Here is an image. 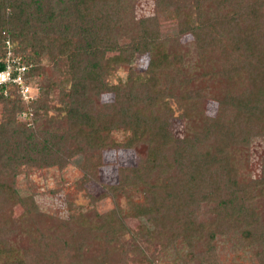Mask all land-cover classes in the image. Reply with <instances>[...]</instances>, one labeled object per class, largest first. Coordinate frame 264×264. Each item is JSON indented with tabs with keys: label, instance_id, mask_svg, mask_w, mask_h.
I'll list each match as a JSON object with an SVG mask.
<instances>
[{
	"label": "trees",
	"instance_id": "obj_1",
	"mask_svg": "<svg viewBox=\"0 0 264 264\" xmlns=\"http://www.w3.org/2000/svg\"><path fill=\"white\" fill-rule=\"evenodd\" d=\"M134 1L0 0V57L11 44L15 54H24L28 73L36 77L42 71L41 58L47 56L61 64L66 86L61 87L54 106L62 129L46 127L36 115L32 127L16 122L15 114L21 110L15 101L2 112L0 205L2 201L19 204L21 220L26 217L30 225L21 232L22 241L6 242L0 264H109L112 243L125 230L117 198L137 186L143 200L136 203L129 198L126 214L145 218L153 226V232L146 235L162 244V255H175L174 261L180 256L175 241L181 238L192 247L201 239L200 233H184L185 217L201 201L214 205L218 219L238 223L244 237L253 235L262 224L264 237V220L252 203L264 198V163L261 178L241 186L236 181L238 167L228 151L231 144L246 147L252 136L259 137L252 132L256 127L252 119L260 122L264 136V0H154L153 13L139 19L131 15ZM226 8V13L219 14ZM160 20L176 23L175 37L161 38ZM115 27L130 33L132 42L118 44ZM185 37L198 52L218 46L219 56L214 58L220 66L215 74L233 84L234 91L219 100L208 99L216 105L214 117L200 110L205 93L186 91L178 103L183 110L179 118L186 126L184 136L177 139L169 128L170 107L160 103L173 94L172 87L156 75L169 72L179 77L184 65L178 49L167 52L156 47L165 42L174 47ZM145 53L149 56L146 71L150 78L145 86L150 99L138 105L126 99L132 91L129 80L124 82L129 85L126 100L124 84L109 81L120 61L131 63ZM5 67L0 61V71ZM12 86L0 87L1 103L9 97L3 90L10 92ZM41 107L50 108L46 101ZM225 110L235 112L233 122ZM114 125L131 136L125 147L104 145L107 153L121 154L138 144L148 147L146 159L138 166L116 165V185L104 184L103 196L112 199L114 209L90 217L82 210L74 213L69 205L68 220H57L45 228L37 223L33 219L37 205L31 197L18 195L16 176L26 167L62 170L73 156L82 155L80 169L87 179L90 175L98 179L95 169L100 156L96 153L105 139L101 133ZM1 227L10 234L16 230L15 222L4 221L2 213Z\"/></svg>",
	"mask_w": 264,
	"mask_h": 264
},
{
	"label": "rangeland",
	"instance_id": "obj_2",
	"mask_svg": "<svg viewBox=\"0 0 264 264\" xmlns=\"http://www.w3.org/2000/svg\"><path fill=\"white\" fill-rule=\"evenodd\" d=\"M227 10V8L222 9L219 14H224ZM153 11L154 0H135L131 15L135 19H139L150 16ZM159 22L158 30H160L161 38L175 37L178 28L175 22L171 24L163 20ZM113 33L118 44L132 42V35L125 32L124 29L120 30L115 27ZM189 39V37L180 39L174 47L170 45L171 42H165L160 47H156L159 51L166 48L167 52L170 51L169 49H178L184 65L183 73L179 77L169 72L156 75V78L162 84H170V88L172 87L173 94L170 97H164L160 103H167L170 107L169 128L172 135L177 139L184 136L186 126L185 120L179 118L183 110L178 104L180 97L183 98L186 91L197 89L205 93L200 110L203 115L214 117L218 114L216 105L210 103L211 101L208 99H222L224 94L233 90V84L225 81L219 74H215L219 72L218 66H220L217 65L216 58H214L219 56L218 46L209 48V51L202 49L201 52H198L194 42H190ZM214 49L216 51L210 52ZM23 56L24 54H15L10 44L8 47L6 46L5 55L0 57V61L8 64L10 69L19 68L21 75L20 87L12 86L10 92L7 91V88L3 90L4 95L8 94L9 97L5 102H0V121L3 110L6 107L9 109L10 103L15 101L16 106L21 110L15 114L16 122L31 126L34 122L33 117L36 115L46 127L62 129L61 118L54 108L58 103L61 87L66 88L65 79L61 74V64L59 63V65L58 62L53 63L49 61L47 56H44L40 61L42 71L34 77L31 75L32 72L28 73L27 69L29 70L30 66H26ZM211 56L212 61L209 59ZM148 61V53L135 57L131 63L120 61L112 70L113 76L109 81L112 84H124L129 80L128 84H130L132 91L126 93V99L132 98L129 101H134L138 105L146 104L150 99L147 91L149 88L147 89L145 86L150 78L146 71ZM166 80H169V82L165 83ZM123 86L122 93L124 95L129 89V85L124 84ZM106 99L107 95L103 97L104 101ZM126 99L124 95V100ZM45 101L50 107L47 111L42 110L44 106L41 107ZM34 106L39 107L33 110ZM233 113L231 110H225V114L230 116L228 117L230 122L234 121L232 120L234 118ZM252 120L256 126L252 132L259 137L252 136L246 147L235 144L228 146V151L236 164L235 166L238 167L236 181L241 186L260 179L263 171V129L259 126L260 122L258 120ZM101 134L104 136L102 139H105L102 141L103 147L99 150L100 152H95L96 155L100 156L99 164L95 169V171H98V179L96 176V180L93 178L94 175H90L91 178L88 177L89 179H87V176L80 169L79 164L83 162L82 155L73 156L70 163L65 165L62 170L57 167H26L22 170V173L16 176L14 187L18 195L23 198L31 197L34 200L38 210L33 219L42 224L44 228L53 224L56 225L57 220H68L72 214L68 210L69 205L74 207V213L77 214L78 211L82 210L90 217L95 214L104 215L113 210L114 203L112 199L103 196V194L107 191L105 183L107 186H110V183H112V186L117 183L116 165L126 164L125 166L135 167L146 159L148 151L146 144H138L127 148L121 154L107 153L108 147H104V145L109 144V147L121 145L125 147L124 144L131 136L128 130L114 125L106 129L103 128ZM131 189V191H127L126 195L117 198L123 210L121 221L125 225V230L119 233L118 239L112 243L109 264H160L161 262L164 264H264L262 224L253 230V235L250 234L249 237H244L240 233L241 227L238 223H234L232 220L230 222L220 220L222 217L218 219L217 214L212 211L214 205L203 201L196 203L194 213L184 219V233H200L201 239L196 241L193 244L195 246L192 247H188L182 242L181 238L175 241L174 245L180 252V256L177 257L176 261L173 260L175 255L172 253L162 255V244L157 240H151L146 235L148 231L153 232V226L149 225L143 217L126 214L129 198L136 203L143 200L140 186L131 187ZM252 203L257 212L261 214V220H264V198L255 199ZM0 213H2L4 221L15 222L16 225V230L11 234L7 230L4 231L3 227L0 228V261H3L2 250L4 251L6 242L18 238L22 241L21 232L27 230L30 224L26 217L24 221L21 220L22 207L17 203L8 204L2 201ZM211 232L214 235L212 238ZM62 261L65 262V259H62Z\"/></svg>",
	"mask_w": 264,
	"mask_h": 264
},
{
	"label": "built area",
	"instance_id": "obj_3",
	"mask_svg": "<svg viewBox=\"0 0 264 264\" xmlns=\"http://www.w3.org/2000/svg\"><path fill=\"white\" fill-rule=\"evenodd\" d=\"M19 68H11L6 64L4 70L0 71V87L15 85L16 87L21 86ZM22 74V73H21Z\"/></svg>",
	"mask_w": 264,
	"mask_h": 264
}]
</instances>
